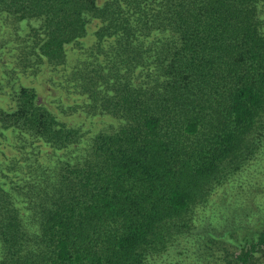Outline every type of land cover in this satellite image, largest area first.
I'll return each mask as SVG.
<instances>
[{"label": "trees", "instance_id": "obj_1", "mask_svg": "<svg viewBox=\"0 0 264 264\" xmlns=\"http://www.w3.org/2000/svg\"><path fill=\"white\" fill-rule=\"evenodd\" d=\"M0 19L28 25L18 65L115 121H62L27 86L0 106L25 155L0 149V264H147L264 142V0H0ZM258 249L263 230L232 260Z\"/></svg>", "mask_w": 264, "mask_h": 264}, {"label": "rangeland", "instance_id": "obj_2", "mask_svg": "<svg viewBox=\"0 0 264 264\" xmlns=\"http://www.w3.org/2000/svg\"><path fill=\"white\" fill-rule=\"evenodd\" d=\"M34 23L32 22L33 25ZM1 24L0 106L14 103L15 91L20 86H27L35 88L38 102L51 108L62 121L82 125L85 130L91 131L115 122L111 117L91 118L82 112H75L74 108L81 99L73 92L72 87L66 85L65 72L46 65L35 64L25 68L18 65L17 47L12 48L15 45L13 41L17 35L27 32L28 25L24 23L17 26L10 20L0 19ZM81 55L77 45L68 47V57L72 61ZM12 142L13 140L10 142L0 136V149L9 150L11 155H20V162L23 164L25 155ZM29 159L27 161L30 162L32 158ZM54 161L55 158L49 160L50 163ZM262 230L264 231V142L235 175L217 185L206 201L195 206L188 219V227L180 236L168 242L164 252L151 258L147 264H235L231 255L239 250V242L251 239L256 232ZM252 259L255 264H264V249L255 251Z\"/></svg>", "mask_w": 264, "mask_h": 264}]
</instances>
